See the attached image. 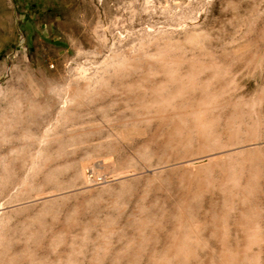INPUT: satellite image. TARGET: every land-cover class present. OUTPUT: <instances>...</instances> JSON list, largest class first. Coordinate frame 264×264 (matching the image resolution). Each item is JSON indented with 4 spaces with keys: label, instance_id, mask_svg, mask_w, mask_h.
I'll return each mask as SVG.
<instances>
[{
    "label": "rangeland",
    "instance_id": "1",
    "mask_svg": "<svg viewBox=\"0 0 264 264\" xmlns=\"http://www.w3.org/2000/svg\"><path fill=\"white\" fill-rule=\"evenodd\" d=\"M0 264H264V0H0Z\"/></svg>",
    "mask_w": 264,
    "mask_h": 264
},
{
    "label": "bare ground",
    "instance_id": "2",
    "mask_svg": "<svg viewBox=\"0 0 264 264\" xmlns=\"http://www.w3.org/2000/svg\"><path fill=\"white\" fill-rule=\"evenodd\" d=\"M242 151V150H241ZM215 217V216H214ZM213 218V217H212Z\"/></svg>",
    "mask_w": 264,
    "mask_h": 264
}]
</instances>
